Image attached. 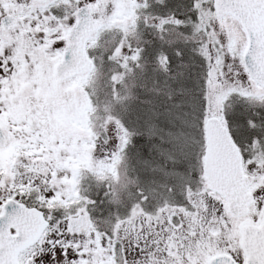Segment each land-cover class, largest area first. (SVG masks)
I'll return each mask as SVG.
<instances>
[{
    "label": "snow or ice",
    "instance_id": "1",
    "mask_svg": "<svg viewBox=\"0 0 264 264\" xmlns=\"http://www.w3.org/2000/svg\"><path fill=\"white\" fill-rule=\"evenodd\" d=\"M0 264H264V0H0Z\"/></svg>",
    "mask_w": 264,
    "mask_h": 264
}]
</instances>
